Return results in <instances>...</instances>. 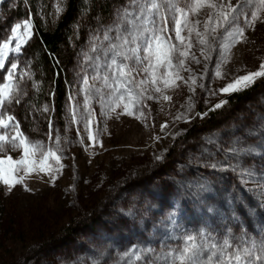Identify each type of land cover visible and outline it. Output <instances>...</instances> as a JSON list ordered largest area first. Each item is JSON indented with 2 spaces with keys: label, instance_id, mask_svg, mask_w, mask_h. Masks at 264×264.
I'll return each mask as SVG.
<instances>
[{
  "label": "rangeland",
  "instance_id": "rangeland-1",
  "mask_svg": "<svg viewBox=\"0 0 264 264\" xmlns=\"http://www.w3.org/2000/svg\"><path fill=\"white\" fill-rule=\"evenodd\" d=\"M104 1L96 0L97 9L92 13L94 1L79 0L78 9L67 26L66 40L61 45L59 57L55 58L63 74L64 112L61 118L56 117L52 101L39 106L51 121L52 138L49 137V123L40 134L29 133L14 115L6 112L15 117L20 131L33 142L55 149L58 134V155L63 168L56 173L55 181L42 172L25 175L21 171L16 175L24 176L23 183L11 192L0 184L4 192L21 196L44 192L43 198L62 211L64 225L70 224L73 229L44 250L33 248L36 251L30 257L26 256L25 248L18 247L17 264H34L39 258H44L40 264L62 261L65 264H124L121 257L134 246L155 250L138 262L147 264V260L153 259L162 248L167 250L165 245L175 248L182 244L180 237L186 233L196 234L200 229L220 241L230 236L241 246L245 239L264 238V209L258 206L260 194L242 187L239 177L230 169L220 171L205 167L224 159L217 144L209 141H218L219 147L227 148L239 140L240 145L255 147L260 153L244 157L241 163L264 169V136L260 135L264 130V77L257 78L251 87L240 91H247L241 99L235 95L240 92L223 94L219 91L235 79L260 70L264 59V22L258 21L254 28L245 27L246 39L231 48L229 62L221 66L223 78L215 76L216 63L221 58L218 44L214 43L213 50L206 53L212 57L207 60L201 53V46L193 39L191 53L195 60H187L189 71L180 72L187 83L178 81L179 87L164 89L163 94L171 97L170 100H163L149 85L139 110L129 116L120 114L122 108L116 112L102 108L100 98L93 95L90 107L94 119L89 130L95 139L90 140L84 123L73 119V110L76 120L86 115L85 94L81 89L84 76L92 74V65L85 54L96 55L91 52L92 38L102 36L103 30L114 23V13L125 2L108 0L106 6ZM231 2L236 4L238 0ZM57 5L58 0L55 9ZM59 6L64 11L65 0ZM261 15L264 17V13ZM199 19L203 21L205 17L201 15ZM240 26H243V18ZM172 27L170 23L169 30L174 39ZM33 30L32 27V35ZM23 47L19 54H14L16 58L11 62L18 65L17 83L26 87L34 80V72H30V79L19 80V73L27 72ZM135 77L137 80L145 78L143 73H137ZM189 77L196 78L195 84ZM91 83L93 81L89 79ZM27 91L23 90V94ZM224 100L227 103L223 107L212 110ZM189 102L193 105L190 112L187 110ZM45 106L48 111L43 110ZM197 113L207 115L198 116ZM178 116L185 119H177ZM162 125H166L163 130ZM36 128L33 132L38 131ZM250 129H256L257 134L248 136ZM5 131L15 135L14 129L0 130V133ZM3 155L19 160L21 151L9 149ZM158 156L161 159L158 160ZM52 163L55 167V162ZM201 184L206 185L203 191L198 187ZM254 187L251 183L247 185V188ZM230 197L243 204L238 207L235 220L230 215L225 218L226 201ZM80 205H92V208L77 214ZM210 206L219 209V213L207 212ZM250 208H255L254 214L248 211ZM174 211L178 213V228L172 230L168 218ZM45 254L48 256L43 257Z\"/></svg>",
  "mask_w": 264,
  "mask_h": 264
},
{
  "label": "snow or ice",
  "instance_id": "snow-or-ice-1",
  "mask_svg": "<svg viewBox=\"0 0 264 264\" xmlns=\"http://www.w3.org/2000/svg\"><path fill=\"white\" fill-rule=\"evenodd\" d=\"M61 3L63 0H58L57 14L63 12V8L59 6ZM262 13L264 0H238L236 4L231 0H125L114 13V23L103 30L102 36L92 38L91 52L96 55L85 54L92 65V74L84 76V86L81 89L85 94L86 115H81L79 120H76L73 110L74 121L83 122L89 139L94 140L95 136L89 130L94 119L90 107L93 95L100 98L102 108L112 112L122 108L120 114L129 116L135 115L139 110L149 85L154 92L161 94L163 100H170L171 97L163 94L164 89L179 87L178 81L187 83L180 72L189 71L186 67L187 60H195L191 53L193 39L201 46V53L207 60L212 57L206 53L213 50L214 43L218 44L221 58L216 63L215 76L223 78L221 66L229 62L228 53L235 44L246 39L245 27L254 28L258 21L264 22ZM201 15L205 17L203 21L199 19ZM242 18L243 26H240ZM170 23L173 25L171 32L174 33V39L170 34ZM32 27V20L25 19L22 23H16L11 28V35L0 41V69H4L6 60L10 62L6 76L0 81V130H15V135H9L6 131L0 133V184L6 186L9 192L16 185L23 183L24 176L16 175L21 171L25 175L42 172L55 181L56 173L63 168L60 163L61 156L58 155V134L55 137L57 147H46L41 142L31 141L20 131L19 122L15 117L6 115L7 106L13 102L20 103V96L23 94V89L17 83L18 65L11 61L16 58L14 54H19L24 44L31 39ZM196 62L199 63L198 60ZM137 73H143L145 78L137 80ZM261 77H264V59L261 61L260 70L235 79L219 91L223 94L240 92L251 87L257 78ZM30 78V72L19 73L20 81ZM89 79L93 83L89 84ZM189 79L195 84V77ZM161 84L163 88L160 87ZM148 99H152V96H148ZM226 103V100L221 101L212 110L219 109ZM192 107L189 102L187 110L190 112ZM43 110L48 111V106ZM197 115L206 116L207 113ZM177 119L185 118L178 116ZM164 127L166 125L161 126L162 130ZM49 128V137L52 138L51 121ZM256 134V129H250L247 133L248 136ZM260 135L264 136V130H261ZM209 143L217 144L218 151L224 153V159L206 164L205 167L220 171L230 169L239 177L242 187L260 194L258 206L264 209V169L246 167L241 163L244 157L259 155L256 148L244 147L240 145L239 140L227 148L219 147L218 141ZM9 149L20 150L21 158L13 160L11 155L4 157L3 154ZM157 159L161 157L158 156ZM52 161L55 162V167ZM224 165H227V168ZM249 183L255 187L247 188ZM198 187L203 191L206 185L201 184ZM25 190L29 189L25 187ZM242 206V202L230 197L226 201L225 218L230 215V218L235 220L237 209ZM206 211L219 213V209L211 206ZM248 211L254 214L256 210L250 208ZM177 214L174 211L168 218L172 230L178 228ZM179 239L182 240L181 245L175 248L165 245L167 250L162 248L153 259L147 260V264H264V238L251 241L245 239L241 246L235 244L230 236H225L220 241L210 232L200 229L196 234L186 233ZM154 252L152 248L140 249L134 246L126 251L121 259L124 264H138L145 260L149 253Z\"/></svg>",
  "mask_w": 264,
  "mask_h": 264
},
{
  "label": "trees",
  "instance_id": "trees-1",
  "mask_svg": "<svg viewBox=\"0 0 264 264\" xmlns=\"http://www.w3.org/2000/svg\"><path fill=\"white\" fill-rule=\"evenodd\" d=\"M78 1L65 0V9L59 16L55 9L56 0L0 1V41L11 35V28L15 23L27 18L32 20L34 29L31 39L23 47L26 54L24 63L27 72H34V80L29 81L26 87L20 86L23 90L28 89L27 94H22L20 103L13 102L6 110L29 133L40 134L47 128L49 120L39 108L41 103L52 101L56 117L61 118L64 112L62 99L65 86L62 70L55 58L60 55L61 45L66 40L67 26L78 9ZM93 1L92 13L97 9V2ZM104 3L107 6L109 1L105 0ZM9 66L10 62L6 60L4 69H0V81H3ZM243 93L235 95L241 99ZM36 126L38 131L33 132V129H37ZM43 193L11 195L4 192L0 185V264H17L18 247L25 248L26 256L30 257L36 251L33 248L40 247L39 250H44L73 231L70 224L64 225L60 215L62 211L57 209L56 204L45 200ZM93 202L94 200L90 201ZM91 208L92 205H80L77 214ZM43 259L35 260L34 264H40ZM58 264H65V261Z\"/></svg>",
  "mask_w": 264,
  "mask_h": 264
}]
</instances>
